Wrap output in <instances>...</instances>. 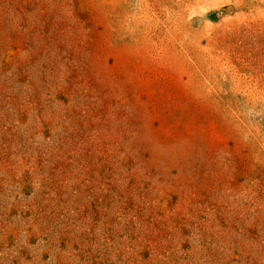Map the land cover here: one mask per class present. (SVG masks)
<instances>
[{
  "label": "rangeland",
  "instance_id": "obj_1",
  "mask_svg": "<svg viewBox=\"0 0 264 264\" xmlns=\"http://www.w3.org/2000/svg\"><path fill=\"white\" fill-rule=\"evenodd\" d=\"M0 264H264V0H0Z\"/></svg>",
  "mask_w": 264,
  "mask_h": 264
}]
</instances>
